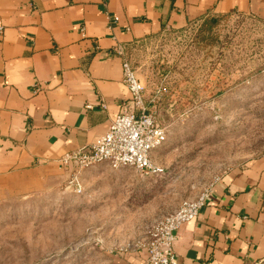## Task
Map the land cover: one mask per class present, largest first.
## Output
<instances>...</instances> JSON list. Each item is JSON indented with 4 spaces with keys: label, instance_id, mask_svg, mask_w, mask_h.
Returning <instances> with one entry per match:
<instances>
[{
    "label": "rangeland",
    "instance_id": "rangeland-1",
    "mask_svg": "<svg viewBox=\"0 0 264 264\" xmlns=\"http://www.w3.org/2000/svg\"><path fill=\"white\" fill-rule=\"evenodd\" d=\"M201 24L122 51L147 112L165 129L154 152L164 173L142 178L99 164L24 179L0 200V264H119L118 253L158 218L264 155V19L234 14Z\"/></svg>",
    "mask_w": 264,
    "mask_h": 264
},
{
    "label": "crops",
    "instance_id": "crops-1",
    "mask_svg": "<svg viewBox=\"0 0 264 264\" xmlns=\"http://www.w3.org/2000/svg\"><path fill=\"white\" fill-rule=\"evenodd\" d=\"M234 14L264 19V0H0V200L107 132L130 97L120 51ZM175 234L177 264H264V155L219 177ZM118 255L146 264L144 250Z\"/></svg>",
    "mask_w": 264,
    "mask_h": 264
},
{
    "label": "built area",
    "instance_id": "built-area-1",
    "mask_svg": "<svg viewBox=\"0 0 264 264\" xmlns=\"http://www.w3.org/2000/svg\"><path fill=\"white\" fill-rule=\"evenodd\" d=\"M118 55L122 59L123 83L128 89L129 99L121 104L107 132L95 144L63 156L59 166L84 171L99 164H107L112 170H133L142 178L159 176L164 173V169L151 160V154L165 143V129L147 112L143 99L144 86L123 57L122 51ZM86 108L92 109V106ZM101 108L105 109V106ZM218 179L194 199L183 200L173 212L158 218L144 237L129 249L144 250L146 264H177L175 233L198 216ZM72 183L80 190L76 175Z\"/></svg>",
    "mask_w": 264,
    "mask_h": 264
},
{
    "label": "trees",
    "instance_id": "trees-1",
    "mask_svg": "<svg viewBox=\"0 0 264 264\" xmlns=\"http://www.w3.org/2000/svg\"><path fill=\"white\" fill-rule=\"evenodd\" d=\"M225 16H230V15H207L204 16L198 20H196L197 22L200 21L202 24L201 26H204L206 28H211L210 26L214 23H216V18H221V17H225ZM194 21V22H196ZM194 22L189 23L187 26L193 24Z\"/></svg>",
    "mask_w": 264,
    "mask_h": 264
}]
</instances>
